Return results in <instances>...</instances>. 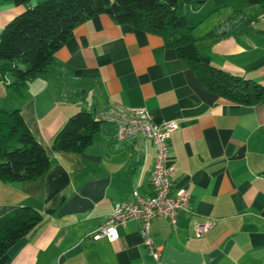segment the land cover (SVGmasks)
Instances as JSON below:
<instances>
[{
    "label": "crops",
    "instance_id": "1",
    "mask_svg": "<svg viewBox=\"0 0 264 264\" xmlns=\"http://www.w3.org/2000/svg\"><path fill=\"white\" fill-rule=\"evenodd\" d=\"M24 8L0 0V31ZM231 14L225 8L198 25L195 46L216 68L264 85V10L244 11L254 19L248 33L207 36ZM10 82H0V108L19 111L49 166L34 181L0 182V216L28 206L42 217L0 264H154L136 220L116 226L113 242L89 238L115 203L131 193L149 195L151 144L140 135L117 141L114 127L100 121L81 153L50 150L75 112L84 109L96 120L113 106L142 108L154 124H176L166 163L173 189L189 194L191 213H179L175 229L163 219L150 223L161 264H264V103L243 106L217 97L159 36L106 15L76 26L39 78L18 91ZM193 222L210 227L194 238Z\"/></svg>",
    "mask_w": 264,
    "mask_h": 264
},
{
    "label": "trees",
    "instance_id": "2",
    "mask_svg": "<svg viewBox=\"0 0 264 264\" xmlns=\"http://www.w3.org/2000/svg\"><path fill=\"white\" fill-rule=\"evenodd\" d=\"M30 1L12 0L18 7ZM253 6L262 12L264 0H45L28 6L1 29L0 82L5 83L8 77V87L18 91L28 81L39 78L76 26L106 15L119 26L159 36L207 91L230 103L257 106L264 103V85L213 66L209 57L196 48L192 35L198 25L225 8H231V16L207 36L220 40L248 33L254 19L243 13ZM100 125L90 112L80 109L53 136L50 150L79 154L90 145ZM48 166L43 148L30 135L19 111L0 108V182L34 181ZM41 219L28 206L1 215L0 257Z\"/></svg>",
    "mask_w": 264,
    "mask_h": 264
},
{
    "label": "built area",
    "instance_id": "3",
    "mask_svg": "<svg viewBox=\"0 0 264 264\" xmlns=\"http://www.w3.org/2000/svg\"><path fill=\"white\" fill-rule=\"evenodd\" d=\"M97 121L109 123L114 127V137L123 141L140 135L148 141L153 150L154 158L149 173V195L144 197L131 193L126 200L113 205L106 221L89 235L91 240L101 238L113 242L117 239L116 226H122L129 220L139 222L138 234L148 256L154 264H161L159 248L153 246L148 235L152 221L163 219L171 229L178 223L179 213H191L190 196L183 188L173 189L170 181L172 167L166 161L170 134L176 129L173 121L154 124L142 108H126L113 106L96 117ZM210 227L209 222L202 224L193 222L194 238H199Z\"/></svg>",
    "mask_w": 264,
    "mask_h": 264
},
{
    "label": "rangeland",
    "instance_id": "4",
    "mask_svg": "<svg viewBox=\"0 0 264 264\" xmlns=\"http://www.w3.org/2000/svg\"><path fill=\"white\" fill-rule=\"evenodd\" d=\"M42 1H45V0H31L30 3L28 5L25 6L24 9L28 8L29 7H33L35 6L36 4L42 2ZM227 11V10H226ZM229 11V10H228ZM223 15V14H222Z\"/></svg>",
    "mask_w": 264,
    "mask_h": 264
}]
</instances>
